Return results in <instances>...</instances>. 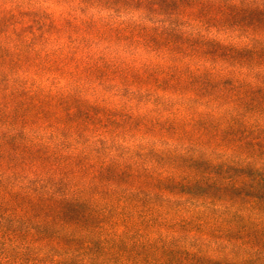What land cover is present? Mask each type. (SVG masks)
I'll return each mask as SVG.
<instances>
[{"label":"trees","instance_id":"16d2710c","mask_svg":"<svg viewBox=\"0 0 264 264\" xmlns=\"http://www.w3.org/2000/svg\"><path fill=\"white\" fill-rule=\"evenodd\" d=\"M64 3L0 0V264H264V0Z\"/></svg>","mask_w":264,"mask_h":264},{"label":"rangeland","instance_id":"374dc122","mask_svg":"<svg viewBox=\"0 0 264 264\" xmlns=\"http://www.w3.org/2000/svg\"><path fill=\"white\" fill-rule=\"evenodd\" d=\"M118 1H123V0H118ZM36 2H38V3H42V2H44V4H47V5H49L50 7L52 6V4L53 5H60V4H66V3H64V2H69V0H36ZM51 8H53L54 9V12L56 13V15L60 12V10H62L61 8H60V6L58 7V6H54V7H51ZM72 8V7H71ZM252 19H254L255 17H251ZM245 20V17H244V15L243 14H241V15H239L237 18H236V20H234L235 21V23H242L243 21ZM210 88H208V91H210L211 90V92H215L216 90H213L212 88L209 90ZM252 125V127H251V129L250 130H256L258 133H262L261 135H260V137L262 138V147L264 148V122H263V124L262 125H258V123L256 124V123H252V122H250L249 123V126H248V128L250 127ZM252 132V131H251ZM220 133L222 134V136L220 135V137L221 138H225V139H227L228 140V138H226L224 135V132L223 131H220ZM255 137H256V135H254ZM245 151H247V149L246 148H243V149H239V151L238 152H233V156H237V155H239V154H241V156H242V154L243 153H245ZM248 153H250L251 154V156H253V160H254V162L255 163H261V164H263L264 165V156L263 155H261V158L259 157V155H258V153L257 152H255L254 150H252V149H249V152ZM255 166V165H254ZM247 174H252L253 173V170H252V168L250 167V168H248L247 170ZM252 171V172H251ZM238 172V171H237ZM236 172V174H239L240 173V171L237 173ZM246 173V172H245ZM227 195H229V196H231V194H227ZM211 240H212V242L213 243H211L210 242V244H207V247H206V250H207V252L208 253H211V254H213L214 256H218V254H220L219 253V251H223V249H220L217 245H216V243L214 242L215 241V238H214V236L212 235L211 236ZM236 240V239H235ZM234 240V242L235 243H237L236 241ZM237 246V247H236ZM236 246L234 247V251H231L230 249L229 250H226V251H224V253L225 254H227L226 256H225V258H227V259H225V260H229V261H231L232 259L233 260H235L233 257H235V258H237L236 256H243L242 255V251L238 248V246L239 245H237L236 244ZM160 255H158V257H159ZM260 264H262L263 262H259Z\"/></svg>","mask_w":264,"mask_h":264}]
</instances>
